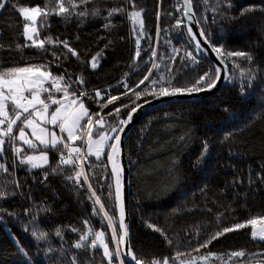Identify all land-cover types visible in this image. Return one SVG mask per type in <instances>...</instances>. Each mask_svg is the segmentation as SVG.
<instances>
[{"label": "trees", "instance_id": "1", "mask_svg": "<svg viewBox=\"0 0 264 264\" xmlns=\"http://www.w3.org/2000/svg\"><path fill=\"white\" fill-rule=\"evenodd\" d=\"M13 2L18 6L43 7L46 0ZM136 3L135 10L142 8V36L134 31V28L139 29V24H133L127 17L126 13L133 8L126 5L125 0H91L87 5H80L76 11L85 8L92 10L94 6H99V15L90 14L83 22L75 15L70 20L51 15L48 17V26L40 30L41 39L47 35H51L53 40L57 37L60 40L67 39L84 61L102 52L100 66L92 70L87 63L67 54L66 50L46 44V48L51 51H63L67 56L66 59L61 56L59 67L55 62L49 65L53 74H63L65 80L70 79L76 88L80 85L75 81L83 76V88L88 93L94 96L96 90L101 91L104 99L99 102L84 97L90 113L102 112L106 115L120 105L132 103L134 97L123 95V85L129 81L130 87L134 86L150 67V52L153 49L149 45L155 47L157 56L154 59L160 65L159 72L152 69V74H164L166 79L168 69L165 65L169 63L168 57L174 46L180 48L172 70L175 75L173 84H190L213 66L194 51L186 32L173 27L174 20L183 11L182 0H162L159 9L157 0H136ZM217 3L218 0H208L207 4L204 0H193L197 18H206L201 26L207 29L213 43L222 44L229 50L250 51L255 57L253 64L256 66L257 79L251 87L246 88L247 95L242 98L239 94L240 86L247 85L248 81L240 77L239 70L231 67L232 60H229L230 77L233 79L218 95L199 103L161 108L144 119L128 139L126 156L131 170L132 247L145 264L164 258H168L169 264H172L177 251L185 252L180 257L185 264H191L194 258L197 261L212 255L216 257L213 264H223L234 258L230 254L236 251L245 253L241 261H238L239 264L264 261V241L251 238V225L211 239L199 251L193 250V246L209 240L222 228L246 223L249 219L264 218V185L258 181L251 187L247 182L233 185L235 177L246 180L249 172L262 171L258 165L264 162V0H232L230 12L235 18L228 20L220 19L218 12L213 11ZM113 7H123L125 13L114 14L110 18L112 27L105 29L103 25L106 21L103 17ZM178 7L180 11H177ZM245 8L253 11L241 15ZM214 16L215 23L212 22ZM23 23L22 17L10 6L0 12V67L25 66L53 60L51 51L42 54L34 47L24 48L22 53L14 50L16 43H25L24 37L20 35ZM77 36L79 39H76ZM138 38L141 56L135 58ZM167 41H171V44ZM10 46H13L12 50ZM186 51H192L198 62L193 63L187 58ZM235 59L245 66V61ZM147 84L148 81H145ZM45 86L50 87L47 84ZM109 92L121 98L101 109ZM144 99L152 98L145 96ZM137 103H143V100ZM225 106L227 111L224 110ZM127 111V108L122 109L120 116L123 117ZM106 119L111 122L115 116L106 115ZM145 126L146 130L141 132ZM13 134H16L15 130ZM202 141L208 142L209 153L199 166H194L201 152ZM77 143L82 146L81 141ZM17 146L23 147L24 153L31 152L19 141ZM108 151L101 161L96 162L107 164V168L93 169L87 162L85 167L89 181L104 205V212L117 218L113 199L108 196L111 181L104 179L110 173ZM58 159V153L53 151L49 167L55 166ZM88 160L95 161L92 158ZM0 163H4L22 185L17 195L0 200V207L16 214L13 218L7 216L6 212L0 213L7 221L6 225H0V264H28L23 253L18 251L19 245L28 251L30 264H71L74 255L77 259L84 257V264H90L87 260L89 252L74 248L80 234L86 233L89 228L93 232L104 231L109 250L114 249L112 228L103 212L93 214V200L88 198L90 192L86 186H71L63 175L52 174L41 183L40 173L47 169L29 172L27 165L21 166L18 163L7 142ZM67 172L65 168V174ZM12 178L0 171V187H4L5 182ZM95 207L99 209L100 206ZM41 208H50V211H40ZM25 209L29 211L26 213ZM148 224L161 229L164 235L149 228ZM113 226L120 238L118 222ZM57 230L60 236L56 235ZM32 231L37 234L44 232L45 238L35 239L30 234ZM92 239L89 236V242ZM93 251L95 255L91 264H107L102 248L98 246Z\"/></svg>", "mask_w": 264, "mask_h": 264}, {"label": "snow or ice", "instance_id": "2", "mask_svg": "<svg viewBox=\"0 0 264 264\" xmlns=\"http://www.w3.org/2000/svg\"><path fill=\"white\" fill-rule=\"evenodd\" d=\"M91 0H46L45 5L36 6H18L13 0H0V12L6 10V6L13 8L20 17H22L24 23L22 24L21 36L24 37L25 43L14 45V50L22 53L24 48L34 47L42 54H47L51 50L46 48L47 45H51L53 48H62L66 50L67 54H71L80 60L82 63H87L88 66L95 70L100 66L99 60L102 58V52H97L92 56L91 60L84 61L79 52L69 43L67 39L60 40L57 37L53 40L51 35L45 36L43 39L40 38V30L48 26V17L51 15H58L63 17L65 20H70L73 15L77 17L81 22L87 16L99 15V6H94L92 10L83 9L79 12L76 11L80 5H87ZM207 4L208 0H204ZM126 5H131L133 10L126 13L127 17L132 20L133 24H139L138 31L140 36L143 35V20L141 19V10H135L137 8L136 0H125ZM67 5V6H66ZM193 0H182L183 11L174 22L173 27L176 29L186 32L190 38L189 42L193 44L194 51L203 55L206 51L211 50L216 53L218 58V64L212 66L208 71L202 75L196 77V79L190 84H180L177 82L173 84L175 75L173 74V65L175 58L180 53L179 47H173L172 54L169 55V63L165 65L168 69L167 79L164 74L153 76L152 69H156L159 72L160 65L155 62L157 52L153 45L152 51L150 52V67L146 69L145 74L139 79L134 86L129 87L127 83L123 85V95H132L134 99L131 104L125 103L120 105L107 116H115L114 121H108L106 115L102 112L90 113L89 108L85 106L84 97L88 96L89 99H94L97 102L104 99L101 95L100 90H96L94 96L88 93L83 85L85 80L83 76H80L75 81L76 84L80 85L79 88L74 87L73 82L65 80V76L55 75L50 70L49 65L53 62L56 66H60V59L63 55L65 59L66 54L63 51L56 52L51 51L53 57L52 61L40 64H29L25 66H10L0 67V159H3L5 154V144L11 147L15 153L18 163L23 166H28V171L31 172L34 169H47L40 173L42 179L41 183L47 181L48 176L52 175H63L64 179L70 183L71 186L78 188L87 187L90 192L89 199L93 200V214L103 212L104 217L107 219L108 225L112 228L111 237L115 241V247L112 251L109 250V245L105 243V232L97 231L93 232L92 229H88L86 233H81L79 240L74 244L75 249H84L89 252L87 260L91 262L94 260L95 252L98 245L102 248L103 257L107 258V264H125L124 257H127L130 262L134 264H145V262L138 258L137 255L132 251L130 245L127 244L126 238L128 236V229L125 224V203L123 198L124 179L123 175L125 172V165L121 162L120 157L124 154L122 148V137L126 135L125 129L131 131L128 128L129 124L132 123L136 113L147 105H151L154 100H159L165 97H177L192 95L193 93H200L210 91L216 88L217 83L221 82V74L229 69L228 61L232 60L231 67L236 68L240 72V77L248 81L247 85L242 84L239 89L241 97L247 95L246 88L252 86V82L257 79L256 66L253 64L255 59L254 55L250 51H239L229 50L222 44L213 43L211 35L207 29L203 26L197 29V32H193L192 24L203 25L206 22V18H197L196 12L193 10ZM162 6V0H157V8ZM233 7L232 0H218L217 5L213 8L214 12H218L220 19L228 20L234 19L231 15L230 10ZM180 11V8H177ZM253 9L245 8L241 11V15L246 12H251ZM116 13H125L123 7H113L107 10V15L104 16L106 21L103 28L110 29L112 27L111 17ZM169 16L172 13H168ZM42 18V19H40ZM39 19L40 27H37ZM157 19H159V12L157 13ZM212 22H216V17H212ZM197 34L199 39L197 38ZM79 39V36L76 37ZM139 38L136 40L137 49L135 51V58L141 56L139 49ZM109 43H111L109 41ZM171 44V41H167ZM205 45L207 47H205ZM13 46H10L12 50ZM185 56L190 58L193 63H197V57L193 55L192 51H186ZM235 58H240L245 61V66L236 62ZM183 60L184 57H181ZM151 78V79H150ZM232 77H229V83L232 82ZM145 81L148 84L145 85ZM50 85L46 87L45 85ZM145 85L144 87H141ZM69 89H72L70 92ZM139 89V91H137ZM27 93V95H26ZM57 93H62L61 97H57ZM79 93V95L77 94ZM46 94V95H45ZM108 99L104 104L101 105V109L107 107L108 104H112L114 101L119 100L121 97L117 95H111L107 93ZM145 96H150L152 99H144ZM143 100V103H137V101ZM56 105L49 112L50 108ZM127 108L128 111L124 113L123 117L120 116L122 109ZM227 111V106H225ZM23 117V119H22ZM19 122V127L17 124ZM51 126V129L47 126ZM147 126L143 127L140 131H145ZM56 129L59 131L57 134ZM14 130L16 134L14 135ZM26 130H30L26 131ZM183 140V137H181ZM17 141L21 142L22 145H27L32 150L33 154L24 153L23 147L17 146ZM34 141H38L39 145ZM81 141L82 146H77L76 142ZM202 147L200 155L195 159L194 166H199L204 158L209 153V146L207 141H202ZM42 146V148L40 147ZM48 149L56 151L59 155V159L55 166L49 167V155ZM105 149H108L107 160L111 164L109 175L105 176L104 179L110 180L109 188L111 191L108 192V196L113 199V208L118 205V218L109 216L107 212H104V205L101 203L100 197L96 195V191L93 188L92 182L89 181V176L85 173L84 164L87 162L90 168L104 167L107 168V164L96 163L101 161L104 155ZM38 151V154L36 152ZM21 153H24L21 155ZM89 157H95V161H89ZM258 167L262 171L255 173L249 172L247 179H241L235 177L233 185H243L245 182L251 187L257 181L259 184L264 185V162H261ZM65 168L68 172L65 174ZM0 171L7 173L13 178L5 182L4 187H0V200L7 199L9 196H15L20 191L22 185L21 182L15 178L13 172H9V169L5 167L4 163H0ZM94 175V173H93ZM254 177V178H253ZM81 178H83L85 184H81ZM7 185H14V187H7ZM99 205V209L95 207ZM40 211H50V208H41ZM29 209H25L27 213ZM6 210L0 207V213H5ZM7 216L15 218V213L6 212ZM35 215V213H33ZM119 224L123 230L120 238L117 239V231L113 226L115 223ZM85 224L88 221H84ZM7 221L4 215H0V225H6ZM248 225H251L252 232L251 238L253 240L264 241V218L249 219L246 223H238L232 227H225L216 232L209 240L200 242L193 246V250L199 251L200 248L206 247L211 239L219 238V236L242 229ZM257 225H262L257 229ZM149 228H154L152 224L147 225ZM78 231L77 229H72ZM155 231L161 232V229L154 228ZM28 231V229H24ZM13 239H18L15 234L11 233ZM31 236L37 240L45 238V233L40 232L37 234L36 231H32ZM57 236L61 233L59 230L56 232ZM89 236L93 239L89 242ZM87 242V243H86ZM172 243L171 240L168 241ZM190 243V242H189ZM18 251L23 253L24 258L30 264V257L28 251L23 245H19ZM185 255L184 251H177L175 257H173L172 264H185L184 261L180 260V257ZM233 257H243L245 253L243 251H236L230 254ZM116 260H113V257ZM207 259V257H203ZM85 258L77 256L72 257L71 264H84ZM150 264H169L168 258L163 260H152ZM192 264H195V258ZM239 264V262H238ZM257 264H264V261H258Z\"/></svg>", "mask_w": 264, "mask_h": 264}, {"label": "water", "instance_id": "3", "mask_svg": "<svg viewBox=\"0 0 264 264\" xmlns=\"http://www.w3.org/2000/svg\"><path fill=\"white\" fill-rule=\"evenodd\" d=\"M192 6H193V10L195 11L194 4ZM191 26L193 28V32H197V29L201 27V25H197L195 23H193ZM197 38L199 39L198 34H197ZM205 47L207 46L205 45ZM202 56L206 58L213 66L218 64V58L216 56V53L212 52L211 50L206 51ZM229 77H230V68L227 71L222 72L221 82H218L216 88H213L210 91L193 93L190 96L185 95V96H177V97H165L159 100H154L151 105L145 106L136 113L132 123L129 124L128 126V128H130L131 131L125 129L126 135L122 137V145H121L122 148L124 149V154L120 157V159L121 162L125 165V172L123 175V179H124L123 198H124L125 212H126L125 224L128 229V236L126 238V241L127 244L130 245L133 252L134 250L132 247V219H131V209H130L131 170L126 156V143L128 139L130 138L132 133L136 130V128L140 125V123L155 111L170 105L183 104V103H199L208 100L210 98H213L216 95H218L228 85ZM108 164L111 169L110 162H108ZM116 209H117V218H118V205ZM122 231L123 230L119 226L120 235L122 234ZM124 260L126 264H134V262H130L127 257H124Z\"/></svg>", "mask_w": 264, "mask_h": 264}, {"label": "rangeland", "instance_id": "4", "mask_svg": "<svg viewBox=\"0 0 264 264\" xmlns=\"http://www.w3.org/2000/svg\"><path fill=\"white\" fill-rule=\"evenodd\" d=\"M37 27L39 28V19H38V22H37ZM85 106H86V104H85ZM87 107V106H86ZM54 108V107H53ZM51 111H52V109L50 108V110H49V112L51 113ZM22 119H23V117H22ZM17 127H19V122H18V124H17ZM47 127H49L50 129H51V126L49 125V126H47ZM26 131H29V133H30V130H26ZM56 131H57V134L59 135V131H58V129H56ZM35 143H37L38 145H39V142L38 141H34ZM78 142V141H77ZM76 142V145L77 146H79L78 145V143ZM80 142V141H79ZM27 147V146H26ZM41 148H42V146H40ZM28 148V147H27ZM29 149V148H28ZM107 150L108 149H105V152H104V155L102 156V158L105 156V154H106V152H107ZM52 152H53V150H51V149H48V155H49V165H51V155H52ZM27 154H33V152H30V153H27ZM36 154H38V151L36 152ZM89 158H92V159H95V157H89ZM34 170H40V169H34ZM260 227H262V225H257V229H259ZM117 239H119L118 237H117ZM259 241V240H258ZM106 243V242H105ZM99 246V245H98ZM114 247H115V242H114ZM216 257L215 256H209V257H207V259H199V260H197V261H195V264H198V263H201V264H213V262H214V259H215ZM241 258L242 257H234V258H232V259H230L229 261H227V262H225V263H223V264H235V263H237L238 261H241ZM192 264V263H191Z\"/></svg>", "mask_w": 264, "mask_h": 264}, {"label": "built area", "instance_id": "5", "mask_svg": "<svg viewBox=\"0 0 264 264\" xmlns=\"http://www.w3.org/2000/svg\"><path fill=\"white\" fill-rule=\"evenodd\" d=\"M125 83H127V84L129 85V87H130V82H129V81H126ZM125 83H124V84H125ZM26 95H27V93H26ZM45 95H46V94H45ZM56 95H57V97L59 98V97L62 96V93H57ZM53 106H56V105H53ZM53 106H52V107H53ZM84 169H85V173H86V167H85V164H84ZM80 183H81L82 185L85 184L83 178H81ZM85 186H86V185H85ZM113 260H114V261L116 260V257H115V256L113 257Z\"/></svg>", "mask_w": 264, "mask_h": 264}, {"label": "crops", "instance_id": "6", "mask_svg": "<svg viewBox=\"0 0 264 264\" xmlns=\"http://www.w3.org/2000/svg\"><path fill=\"white\" fill-rule=\"evenodd\" d=\"M56 106H54V108H55ZM53 107L51 108V109H54ZM25 146H27V145H25ZM31 152H32V150H31ZM51 159H52V155H51Z\"/></svg>", "mask_w": 264, "mask_h": 264}]
</instances>
